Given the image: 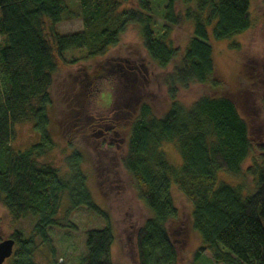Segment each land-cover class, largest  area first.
Here are the masks:
<instances>
[{"label": "trees", "instance_id": "trees-1", "mask_svg": "<svg viewBox=\"0 0 264 264\" xmlns=\"http://www.w3.org/2000/svg\"><path fill=\"white\" fill-rule=\"evenodd\" d=\"M68 1L0 0V198L14 219L35 221L30 237L20 231L12 234L13 254L4 264H38L39 245L53 254L49 236L52 229L63 227L58 216L64 200L70 212L85 209L105 222V227L85 232L84 255L78 264H114L112 219L96 204L94 193L104 203V188L122 181L146 211L134 232L137 264H178L186 227L176 224L180 213L173 186L190 205L188 228L203 245L196 258L207 251L216 264H264V143H254L258 128L246 118L245 102L252 104L251 93L247 95L250 88L238 94L204 96L190 107L176 101L180 89L218 85L208 43L210 29L215 41L250 30L251 0H165L161 25L153 16L152 0H75L71 7ZM179 1L193 2L194 8L175 13ZM77 18L83 23L82 31L57 32L59 23ZM185 22L193 25V36L181 53L170 36ZM46 25L52 44L46 38ZM131 26L139 29L150 63L163 73L165 112L157 114L137 95L142 64L115 59L85 69L72 81L74 124L72 118L55 115L51 88L56 60L73 64L102 58L120 44ZM71 51L85 54L67 61L65 55ZM244 74L239 83L251 84ZM105 91L111 94L107 109L100 103ZM76 108L88 109L93 117L89 131L81 124L84 113ZM22 122L33 123L39 142L18 151L12 147L13 126ZM88 132H95L99 146L93 153L72 142L86 138ZM55 135L60 141L67 138L61 147L62 171L42 161L54 149ZM116 135L122 137L123 154L116 161L101 159L106 151L115 150L109 139ZM165 143L178 151L179 168L163 153ZM252 152L258 157L243 171ZM114 161L122 174L103 178L108 168L103 164ZM244 172L253 177L251 190L240 182L230 185L218 180L219 173L240 180Z\"/></svg>", "mask_w": 264, "mask_h": 264}, {"label": "rangeland", "instance_id": "rangeland-1", "mask_svg": "<svg viewBox=\"0 0 264 264\" xmlns=\"http://www.w3.org/2000/svg\"><path fill=\"white\" fill-rule=\"evenodd\" d=\"M68 2L71 7L70 2L75 3V0H69ZM152 2L154 6L153 16L158 25H161L162 8L165 0H152ZM131 5L129 4L128 6L130 7ZM187 8H194L193 2L186 4L184 1H179L175 6V13L184 14ZM250 12L252 27L243 34L236 35L225 41H215L211 36L210 29L208 43L212 46L214 52L216 63L215 83H218V85L195 84L186 90L180 89L176 101L185 107H190L204 96H219L227 92L238 94L240 91L244 89L249 90L250 88V92L247 95L251 93L250 101L252 104L249 105L248 101L245 102L246 110L249 112L246 118L254 128H258L256 130L257 137L253 139L254 143L263 144L264 0H251ZM82 29L83 23L79 18L63 21L56 26L57 32L61 35L74 34L82 31ZM192 34L193 25L191 22H185L183 26L174 29L170 37L174 47L178 48L182 53L192 38ZM46 38L52 44L48 25H46ZM231 43L237 44L236 47H231ZM83 54H85V51H71L65 55V58L67 61L78 60ZM115 59H129L131 63H135L136 65L137 62L142 64V75L138 73L139 80H137V85L140 86V91L138 90L137 95L141 101L149 103L157 114H163L168 107V99L163 84L160 82L163 73L150 63L142 48L139 29L136 26H131L122 37L120 44L117 47L111 48L102 58L90 61L80 60L73 64H64L56 60L58 68L51 88L55 115H63V118H72L73 121L72 110L74 109L73 102L75 100L72 96L75 95L76 89H72V81L78 80L83 75L85 69L91 71L96 65L105 64ZM170 70L171 68L168 69V71ZM243 74L247 77L246 79H249L251 84H248V82L244 85L239 83V77ZM246 84L248 85L246 86ZM100 103L105 109L109 107L111 103L109 91L102 93ZM242 104L244 105V103ZM76 110L80 111L81 115L84 113V116L80 119L81 124L84 130L89 131V124H91L93 117H90L88 109L82 110L76 108ZM13 133L12 147L15 150L21 151L39 142V135L35 131L32 122H22L14 125ZM91 133L94 134V137ZM71 135L74 136L73 134ZM59 138V136L55 135V147L42 161L50 162L62 171L65 169V166L63 160L64 154L61 147H64L67 138L64 137L63 141H60L61 138ZM86 138H74L72 142L77 146H85L87 152L92 151L93 153L94 149H98L99 147L96 142L95 132H90ZM109 141L115 146V150L106 151V154L101 159L105 157L107 160L116 161L123 154L122 145L124 144L122 137L116 135L115 137H111ZM161 149L169 163L179 168L181 158L175 146L165 143ZM257 157L258 153L252 152L242 166L243 171L249 169L253 165V159ZM115 161L110 164H103L108 165L107 170L103 172V178H106L107 175L118 177L122 174ZM218 178L219 181L230 185L240 182L243 188L248 190H251L253 186V177L246 172H244V178L240 180L223 173H219ZM123 182L118 183L115 187L113 185L110 188H104L106 196L104 203L102 202V198L97 196L96 193H94V198L96 204L108 211L112 219L115 231V243L112 245L110 254L112 262L114 264H137L133 246L134 232L141 223L146 211L135 198L134 193ZM172 197L180 213L179 223L177 222L176 224L186 227L183 234L184 241L178 250V264H216L207 251L201 253L196 258L195 252L203 245L199 236L188 228L190 205L184 196L175 189V186L172 187ZM58 219L59 223L63 224V227L52 229L49 236L53 244V254H51V250L47 246L39 245L35 253V259L38 264H78L84 255L85 232L105 227L104 220L85 209L70 212L65 200L60 207ZM34 223L35 221L31 218L14 219L0 198V242L10 239L16 231L22 232L26 238L30 237ZM38 244H40L39 241Z\"/></svg>", "mask_w": 264, "mask_h": 264}, {"label": "water", "instance_id": "water-1", "mask_svg": "<svg viewBox=\"0 0 264 264\" xmlns=\"http://www.w3.org/2000/svg\"><path fill=\"white\" fill-rule=\"evenodd\" d=\"M14 240L7 239L0 242V264H4L13 254Z\"/></svg>", "mask_w": 264, "mask_h": 264}]
</instances>
